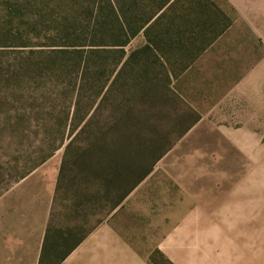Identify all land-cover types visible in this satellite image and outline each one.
Here are the masks:
<instances>
[{"label": "rangeland", "instance_id": "rangeland-1", "mask_svg": "<svg viewBox=\"0 0 264 264\" xmlns=\"http://www.w3.org/2000/svg\"><path fill=\"white\" fill-rule=\"evenodd\" d=\"M75 1L0 0V264L39 263L38 237L27 233L21 235L20 231H24L21 228L25 227L26 232L30 228L45 232L44 214L48 209V201L52 200L48 218L51 216L55 228L51 235L56 236L60 232L69 241L50 252L48 250L43 264H63L60 257L69 250L74 239L94 227L97 222V225L104 223L115 212L111 211V199L115 196L106 189L107 194L101 195L107 200L102 199L100 206L95 203L98 183L91 173L90 176L78 171L69 174L74 176H66L65 184L56 194L65 145L44 164L33 169L45 153L46 150L43 149L48 147L46 137L54 139L60 135L56 132L38 131L36 122L32 128L29 127L23 116H17L14 112L15 107L22 108L23 104L14 103L6 92V79L10 80L12 74L11 65L23 55V51L30 49L21 45L37 37L45 39L48 27H51L43 24L36 28L38 22L35 19L44 22L51 14L64 15L71 12L70 8ZM215 1L232 20V12L228 9L226 0ZM217 40L208 48L210 52L207 49L190 68L181 73L177 71V77L172 80L177 98L170 99L166 106L151 109L150 123L147 124L150 131L146 132V137L164 141L159 144L158 151L163 144L164 147L169 145V140L173 142V146L153 165L152 172L140 190L142 198L134 202L130 212L132 214L125 217L133 221L129 224L144 229L146 240L155 241L170 229L160 227L159 223H168L166 219L175 214L176 220L179 219L175 227L178 256L182 261L185 257L204 255L207 252L210 263L224 264L226 260H230L229 264H264V147L243 148L239 151L225 139L228 136L233 139L236 133L233 130L220 131L223 124L234 123L233 94L239 89L241 71L224 66V53L221 49L218 50ZM145 44L146 38L140 33L128 45L127 51L139 49ZM1 90L5 92V99L2 98ZM198 116L199 120L183 137L176 140L181 131ZM244 135L247 136L248 133L245 132ZM144 145L143 148L147 143ZM147 165L149 164H145V167ZM24 174L28 175L22 178ZM238 175L241 176V192H249L251 196L243 198L242 194L241 205L231 204L233 209L229 211L225 202L233 191H237L235 182ZM74 183L79 186H72ZM168 186L171 187L170 191ZM213 187L228 188L231 191L218 207L219 210L198 212L194 219H189L188 225L182 226L183 212L179 211V207L187 205L192 209V205H203L192 193L207 191L211 197L212 191H215ZM19 188H25L29 194L35 195H19ZM174 188L178 195L177 210L169 213L168 206L162 203V199L172 194ZM25 197H33L30 201L31 212L36 215L39 210L41 219H23L21 215L16 217L17 211L29 209L26 205L30 203L23 204ZM229 199L231 203H239V198ZM88 200H93V206L76 209L78 202L86 204ZM170 208L173 209L172 206ZM152 209L157 213L150 212ZM156 214L158 217L152 219L154 222L148 218L149 215ZM141 217L144 219L140 220ZM139 235L141 236L140 233ZM41 236L43 238L42 234ZM22 243L25 245L21 246ZM137 245L147 254L150 253L147 259L149 264H174L166 256L167 249L164 250L162 243L158 244L159 248L156 243L148 244L147 241ZM185 249L188 253H184ZM20 255L23 259L15 261Z\"/></svg>", "mask_w": 264, "mask_h": 264}, {"label": "trees", "instance_id": "trees-1", "mask_svg": "<svg viewBox=\"0 0 264 264\" xmlns=\"http://www.w3.org/2000/svg\"><path fill=\"white\" fill-rule=\"evenodd\" d=\"M70 10L44 22L35 19L36 28L51 27L45 39L21 45L30 49L11 65L6 92L23 104L14 112L29 127L36 122L38 131L60 135L46 137L48 147L33 169L65 145L56 194L66 176H74L69 174L91 173L98 183L95 203L100 206L107 200L101 193L110 192L113 211L173 146L169 140L158 151L163 140L146 137L151 109L177 98L172 87L177 71L190 68L232 20L215 0H76ZM140 33L146 44L127 51ZM86 202L76 209L94 204ZM97 224L74 239L60 262ZM54 230L50 216L39 264L48 250L69 241L60 232L51 235Z\"/></svg>", "mask_w": 264, "mask_h": 264}, {"label": "crops", "instance_id": "crops-1", "mask_svg": "<svg viewBox=\"0 0 264 264\" xmlns=\"http://www.w3.org/2000/svg\"><path fill=\"white\" fill-rule=\"evenodd\" d=\"M226 2L228 9L232 12V24L223 35L218 38L216 46L218 50L221 49L224 53L223 60L226 62L224 66L237 68L241 71V78L239 80V89L235 90L233 94V100L235 101V105L233 104V115H235V117L233 116L235 119L233 120L234 123L223 124L224 126L220 131L227 132L233 130L234 133H236L233 135V139H230L229 136L225 137V139L230 142V146L239 151H242L243 148L255 149L264 147V0H226ZM207 51L208 53L210 52L209 49ZM245 132L248 133L247 136L244 135ZM145 179L140 182L119 207L114 209L115 212L110 219L96 226L87 237L64 258L62 261L63 264H149L147 259L150 253L147 254L142 247L139 248L137 245H142L146 243V241L148 244L156 243V245H158L162 243L164 245V250L167 249L165 253L166 256L174 264H179L180 261L182 264H217L209 262L208 254L206 255L207 252L204 253V255L185 257L184 261L179 258V248L175 230L179 219L178 221L176 220L175 214L167 219L164 218L168 223H159L160 227L166 229L169 227L170 229L164 236H158L155 241L145 239L144 229L142 227L136 228L134 225L129 224L133 221L126 217L132 214L130 212H132L134 202L142 198L140 190L146 182ZM240 181L241 176L238 175L235 182L238 187L237 191H233L231 195V191L228 188L215 189L214 187L212 189L215 191H212L211 197L206 193L207 191H203L200 194L192 193L193 196L199 198L204 204L192 205V209L187 205L180 206L179 211L183 212L181 216L182 226L188 225L189 219H194V215L198 212L202 213L204 211L208 213L209 211H218V207L224 203L229 195L230 196L225 202L227 210L230 211L233 209L231 204H237V206L241 205L242 194L244 196L243 198H249L251 194L249 192H241V188L239 187ZM170 188L171 187L168 186L169 191ZM220 190H223L224 193L223 191L220 193ZM18 191L19 195H35L30 191L31 194H29L25 188H19ZM173 191L174 192L169 194L168 197L165 196L162 199V203L168 206L167 210L169 213L170 211L176 212L177 210L178 195L175 188ZM182 197L181 195V199ZM230 197L233 199L239 198V203H231ZM7 199L9 198H6V200ZM32 199L33 197H25L22 200L23 204L25 202L30 203ZM146 200L149 201V198L146 197ZM47 203L48 209L46 214H44L45 232L39 230L34 231V228H30V230L26 232L25 227L21 228L24 231H20L21 235L27 233L38 237L37 241L40 258L42 256L48 228L50 218H48V214L52 200ZM6 205L8 204L6 203ZM27 205L26 207L29 209L22 210L23 212L17 211L16 217L21 215L23 219L36 218L39 220L42 218V215L39 214V210L36 215L32 214L30 208L32 203ZM170 206H172L173 209H171ZM150 212L157 213V211L153 209ZM187 213L188 215H186ZM157 215L158 214L149 215L148 218L154 220L158 217ZM142 219H144V217L140 218V220ZM201 220H203V218ZM153 226H156V224L153 223ZM41 234L43 238H40L42 237ZM24 245L25 243L21 244V246ZM157 247L159 248V245ZM18 248L19 247H17L16 250H18ZM22 248L20 250L21 254ZM184 253H188V250L185 249ZM20 259H23L21 255L15 259V261H19ZM229 261L230 260H226L224 264H229Z\"/></svg>", "mask_w": 264, "mask_h": 264}]
</instances>
